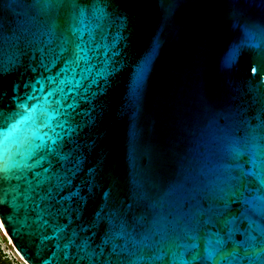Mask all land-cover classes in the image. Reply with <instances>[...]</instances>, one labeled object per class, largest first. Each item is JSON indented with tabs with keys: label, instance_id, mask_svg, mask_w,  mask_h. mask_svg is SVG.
I'll return each mask as SVG.
<instances>
[{
	"label": "water",
	"instance_id": "1",
	"mask_svg": "<svg viewBox=\"0 0 264 264\" xmlns=\"http://www.w3.org/2000/svg\"><path fill=\"white\" fill-rule=\"evenodd\" d=\"M3 140L22 264H264V0H0Z\"/></svg>",
	"mask_w": 264,
	"mask_h": 264
},
{
	"label": "rangeland",
	"instance_id": "2",
	"mask_svg": "<svg viewBox=\"0 0 264 264\" xmlns=\"http://www.w3.org/2000/svg\"><path fill=\"white\" fill-rule=\"evenodd\" d=\"M0 251L2 254H5L8 259L15 261L18 264H22L20 259L17 257L16 253L14 252L13 248L9 245L8 238L6 235L0 233Z\"/></svg>",
	"mask_w": 264,
	"mask_h": 264
},
{
	"label": "trees",
	"instance_id": "3",
	"mask_svg": "<svg viewBox=\"0 0 264 264\" xmlns=\"http://www.w3.org/2000/svg\"><path fill=\"white\" fill-rule=\"evenodd\" d=\"M0 264H18V263L8 259V257L5 254H2V252L0 251Z\"/></svg>",
	"mask_w": 264,
	"mask_h": 264
},
{
	"label": "snow or ice",
	"instance_id": "4",
	"mask_svg": "<svg viewBox=\"0 0 264 264\" xmlns=\"http://www.w3.org/2000/svg\"><path fill=\"white\" fill-rule=\"evenodd\" d=\"M6 150L4 140L2 141V145H0V159L3 157V153Z\"/></svg>",
	"mask_w": 264,
	"mask_h": 264
},
{
	"label": "bare ground",
	"instance_id": "5",
	"mask_svg": "<svg viewBox=\"0 0 264 264\" xmlns=\"http://www.w3.org/2000/svg\"><path fill=\"white\" fill-rule=\"evenodd\" d=\"M0 230H1L2 232H4V234L7 236L6 231L4 230L1 221H0ZM8 241H9V240H8ZM9 245L12 247V244L10 243V241H9Z\"/></svg>",
	"mask_w": 264,
	"mask_h": 264
},
{
	"label": "built area",
	"instance_id": "6",
	"mask_svg": "<svg viewBox=\"0 0 264 264\" xmlns=\"http://www.w3.org/2000/svg\"><path fill=\"white\" fill-rule=\"evenodd\" d=\"M0 233L4 235V232H2L1 230H0Z\"/></svg>",
	"mask_w": 264,
	"mask_h": 264
}]
</instances>
